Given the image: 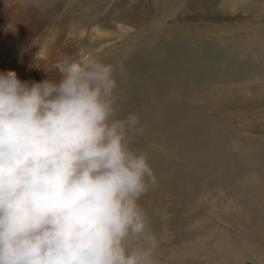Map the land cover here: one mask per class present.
Masks as SVG:
<instances>
[{
    "label": "rangeland",
    "instance_id": "obj_1",
    "mask_svg": "<svg viewBox=\"0 0 264 264\" xmlns=\"http://www.w3.org/2000/svg\"><path fill=\"white\" fill-rule=\"evenodd\" d=\"M46 2L55 9L53 21L86 22L78 51L82 47L118 64L127 111L142 116L145 132L138 146L149 152L159 178L147 205L171 217L163 264H204L208 250L198 246L212 244L215 228L236 233V218L243 212L257 217L263 208L240 176L247 162L249 169L255 163L264 168V81L250 84L244 75L256 68L239 54L252 49L235 56L230 47L242 46L249 33L264 36V0ZM31 29V47L40 45L42 34L53 35ZM73 31L78 34L77 26ZM260 176L256 186L264 183ZM191 248L194 254L182 259Z\"/></svg>",
    "mask_w": 264,
    "mask_h": 264
},
{
    "label": "clouds",
    "instance_id": "obj_2",
    "mask_svg": "<svg viewBox=\"0 0 264 264\" xmlns=\"http://www.w3.org/2000/svg\"><path fill=\"white\" fill-rule=\"evenodd\" d=\"M42 68L0 71V264H163L171 217L147 205L159 178L118 64L90 52Z\"/></svg>",
    "mask_w": 264,
    "mask_h": 264
},
{
    "label": "bare ground",
    "instance_id": "obj_3",
    "mask_svg": "<svg viewBox=\"0 0 264 264\" xmlns=\"http://www.w3.org/2000/svg\"><path fill=\"white\" fill-rule=\"evenodd\" d=\"M37 2L38 0H0V71L14 70L21 79L31 81H39L47 76V73L42 67H47L49 69V75L55 76L57 74L55 69L56 62L64 55H71L73 51L70 49L74 50L76 48L78 52L76 54L78 55L90 53L88 50L82 49V47H80L81 51H78L79 44L82 40H85V37L81 35L85 32L86 25L83 19L70 18V23H66L65 21L67 20L64 19L59 21L56 19L53 21L52 15L55 10L54 7L46 8L51 3L45 0L43 4L37 5ZM81 23L84 24L81 25ZM75 26H77L78 34L73 31V27ZM38 27L53 32V35L52 37L49 36V38L48 33L46 35L42 34V37L40 36V45L38 47V44L32 45L31 47L29 45L30 43L28 44L30 38L33 37V30L31 28ZM97 33H99L98 29ZM259 33L261 32L259 31ZM73 34H76V37ZM231 38L229 37L227 39ZM244 38V40L248 39L249 41L243 40L242 42L244 44L242 46H232L230 47V51L237 56L236 54H239L238 50L242 52V49H252L248 55L246 53H240L239 56L243 60L244 58L252 60L255 65L253 68H256L255 71L257 73L255 74V71L251 72V69L248 68V72L245 70L244 75L250 84L264 81V36L258 33L254 34L253 32L252 34H246ZM225 42L227 41L225 40ZM236 44L234 43V45ZM253 45L255 47L252 48L251 46ZM41 47H44L46 50V60L37 61L36 55L41 50ZM226 47L228 46L226 45ZM248 49L246 50L247 52ZM220 56L222 57V55ZM226 62L223 63L225 64ZM243 68L245 67L243 66ZM240 79L242 78L240 77ZM257 164H252L251 169H249V163L247 162L244 165V169H242L243 174L240 176V180L247 189L250 186L253 187L250 196L253 197L257 194L256 203L258 202L263 207L262 211L257 212L259 215L257 217H253L249 212H243V215L236 218L239 223L236 233L227 227L218 226L215 228V233H213L215 239L211 240L212 244L210 246L206 244H200L198 246V248L206 247L208 250V258L206 257L208 261L205 260L206 262L204 264H244L247 259L264 264V183L256 186V182L261 177L260 172L263 173L264 177V168H259ZM242 223L245 225H242ZM194 250L196 249L191 248L185 251L184 254L181 253L180 257L182 259L191 257L194 254Z\"/></svg>",
    "mask_w": 264,
    "mask_h": 264
}]
</instances>
